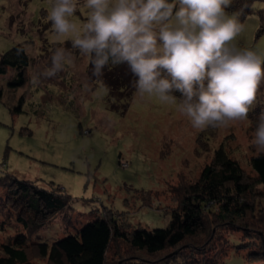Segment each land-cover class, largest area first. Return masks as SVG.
I'll return each instance as SVG.
<instances>
[{"label":"rangeland","instance_id":"obj_1","mask_svg":"<svg viewBox=\"0 0 264 264\" xmlns=\"http://www.w3.org/2000/svg\"><path fill=\"white\" fill-rule=\"evenodd\" d=\"M75 2L70 20L82 26L91 10L85 0ZM54 3L0 0V54L22 43L29 56L26 83L15 92L6 86L15 71L0 75V175L12 173L43 188L52 183L70 196L71 208L57 213L32 236L34 241L51 244L76 234L86 223L102 218L106 209L119 212L132 226L165 228L171 211L179 207V186L198 178L220 144L247 176L254 177L249 160L261 153L253 144L259 121L248 116L227 128L197 129L177 105L141 97L135 86L128 94L112 97L102 79L93 76L91 57L73 48L71 38H56L49 19ZM263 7L259 1L253 4L254 9ZM242 24L234 45L264 56V31H257L255 15ZM58 48L71 55L72 63L48 76ZM262 100L257 96L250 112ZM256 190L264 193L261 185ZM253 206L256 219L264 222V196ZM13 219L8 210L0 213V256L2 244L24 232ZM215 235L225 236L221 239L230 244L221 264H250L245 260L249 248L236 249L241 230L220 228ZM33 263L48 260L36 257Z\"/></svg>","mask_w":264,"mask_h":264},{"label":"trees","instance_id":"obj_2","mask_svg":"<svg viewBox=\"0 0 264 264\" xmlns=\"http://www.w3.org/2000/svg\"><path fill=\"white\" fill-rule=\"evenodd\" d=\"M257 1L264 4V0H233L226 12L241 24L248 16L255 15L257 31L263 32L264 7L254 9ZM172 2L178 4V0ZM28 66L29 56L22 43L0 54V75L15 71L7 79L9 92L25 85ZM100 78L114 98L128 94L136 80L126 64L109 65ZM173 95L180 98L179 92ZM258 96L263 100L248 114L257 121L264 115L262 84ZM249 162L254 177L247 176L220 144L195 181L180 185V189L176 187L174 192L179 189L180 204L171 211V220L165 228L149 230L132 226L119 212L106 209L102 218L51 244L34 241L32 236L54 221L57 213L66 214L65 210L71 208L70 196L52 183L50 188H43L12 173L2 174L0 213L10 211L13 221L24 232L16 233L2 244L0 264H35L36 257H46L48 264H120V261L122 264H221L230 244L221 239L225 236L215 235L220 228L241 230L242 242L236 249L248 247L246 262L264 264V222L257 220L253 206L255 199L264 196L256 190V185L264 189V153L251 156ZM121 244L123 250L118 249Z\"/></svg>","mask_w":264,"mask_h":264},{"label":"clouds","instance_id":"obj_3","mask_svg":"<svg viewBox=\"0 0 264 264\" xmlns=\"http://www.w3.org/2000/svg\"><path fill=\"white\" fill-rule=\"evenodd\" d=\"M85 2L91 11L82 26L70 20L75 0H55L49 19L58 40L71 38L73 48L91 57L93 76L126 64L139 96L177 105L197 129L248 119L264 82V56L234 45L244 26L226 12L233 0ZM70 63L71 55L58 48L46 75ZM253 144L264 153V115Z\"/></svg>","mask_w":264,"mask_h":264}]
</instances>
